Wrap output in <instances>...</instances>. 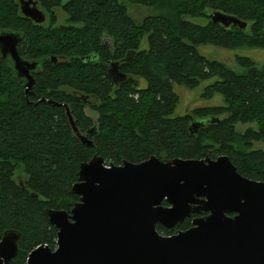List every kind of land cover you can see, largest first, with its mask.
<instances>
[{"label": "trees", "instance_id": "trees-1", "mask_svg": "<svg viewBox=\"0 0 264 264\" xmlns=\"http://www.w3.org/2000/svg\"><path fill=\"white\" fill-rule=\"evenodd\" d=\"M38 1L48 13L64 11L65 21L51 13L46 23H35L16 0H0V30L22 34L21 56L42 62L32 72L36 83L28 102L12 59L0 61V239L7 229L22 232L18 255L8 264H26L40 244L56 248L58 229L48 209L71 210L80 199L71 191L80 165L95 154L106 164L153 155L165 160L227 154L240 173L264 181V64L238 56L241 72L197 50L198 44L264 49V0ZM128 4L156 12L136 19ZM213 10L248 26L215 23ZM199 17L207 23L192 20ZM143 39L147 45L141 48ZM113 63L126 78L115 82ZM213 78L202 96L221 94L224 104L175 114L180 101L175 84L194 89ZM43 97L68 103L82 131L96 127L89 135L94 145L81 143L65 108ZM194 120L205 124L191 128ZM239 123L254 126L241 131ZM18 168L25 185L15 179ZM194 216L158 230L165 235L186 230Z\"/></svg>", "mask_w": 264, "mask_h": 264}, {"label": "water", "instance_id": "water-1", "mask_svg": "<svg viewBox=\"0 0 264 264\" xmlns=\"http://www.w3.org/2000/svg\"><path fill=\"white\" fill-rule=\"evenodd\" d=\"M27 4L22 5L26 16L45 21L42 11ZM211 18L224 26H248L221 10ZM20 40L19 33L0 30V61L12 59L30 102L36 83L32 72L42 62L23 58ZM118 69L113 63L115 82L126 78ZM44 100L64 107L74 135L81 143L94 145L89 135L96 127L82 131L68 103ZM204 124L205 120H194L191 128ZM78 175L71 191L80 199L71 210L48 209L50 222L58 229L56 248L36 246L26 264H264V181L240 173L227 154L165 160L153 155L121 164H106L95 154L81 163ZM201 211L208 213L194 218L186 230L164 235L157 228L172 229ZM21 238L17 229L3 232L0 264L18 255Z\"/></svg>", "mask_w": 264, "mask_h": 264}, {"label": "rangeland", "instance_id": "rangeland-1", "mask_svg": "<svg viewBox=\"0 0 264 264\" xmlns=\"http://www.w3.org/2000/svg\"><path fill=\"white\" fill-rule=\"evenodd\" d=\"M129 13L136 19H141L143 16L148 14H154L156 10L149 6L144 5H132L128 4ZM213 12V11H211ZM58 19L61 22L65 21L66 15L64 11L58 9ZM193 21L206 24L207 19L204 17L192 18ZM109 44L110 41L106 40ZM147 42L145 39L141 41V48L146 47ZM197 50L202 54L208 57L209 59H215L227 64L234 70L237 71H245V67L238 62V56H247L252 58L257 64H264V49L262 48H254V47H241V48H227L223 46H218L215 44H198ZM213 78L210 81H203L199 86L194 89H188L185 86L175 84L174 89L178 93L180 101L175 110V114L183 115L187 114L188 111L195 107L200 106H217L224 104V98L221 94H215L212 97H204L202 93L204 91L205 86L215 80ZM144 80H142V83ZM87 113L92 116L95 120L97 119V113L91 107L86 108ZM254 126L253 123H239L236 125L238 130L244 131L247 127ZM21 168H18L16 171V177L21 179L23 175H20ZM20 175V176H19Z\"/></svg>", "mask_w": 264, "mask_h": 264}, {"label": "flooded vegetation", "instance_id": "flooded-vegetation-1", "mask_svg": "<svg viewBox=\"0 0 264 264\" xmlns=\"http://www.w3.org/2000/svg\"><path fill=\"white\" fill-rule=\"evenodd\" d=\"M17 2H18V7L20 8V11H21V13L25 16V17H27V18H30V17H28V16H26L24 13H23V11H22V5H23V2H27V1H29L30 2V4L28 5L30 8L31 7H36L37 9H39L40 11H42L44 14H45V16H46V19H45V21H42V22H37V21H35L34 19H32V18H30L33 22H35V23H39V24H43V23H46L48 20H49V18H50V14L51 13H54L55 14V18L56 19H58V13H57V11H52V12H50V13H48V12H46L42 7H41V5L39 4V1L38 0H16ZM26 5V4H25ZM215 10H213V12H214ZM213 12H211V13H213ZM235 24H230L228 27H232V26H234ZM21 36H22V34H21ZM18 47H22V38H21V40L19 41V43H18ZM20 51V50H19ZM21 54V53H20ZM91 110H92V108H91ZM87 112V111H86ZM20 175H23V176H21L22 178L21 179H19L18 180V178L19 177H16V173H15V179L17 180V181H21V184L23 185H25V180H26V175L24 174V173H22V172H20ZM19 175V176H20ZM68 211V210H67ZM208 212H204V211H202V213H191V215H195L194 217L196 218V217H198V216H202V215H205V214H207ZM190 215V216H191ZM189 216V217H190ZM186 218H188V217H186ZM185 218V219H186ZM157 228H158V226H157ZM173 229V228H172ZM169 230H171V229H169ZM165 235V234H164Z\"/></svg>", "mask_w": 264, "mask_h": 264}, {"label": "bare ground", "instance_id": "bare-ground-1", "mask_svg": "<svg viewBox=\"0 0 264 264\" xmlns=\"http://www.w3.org/2000/svg\"><path fill=\"white\" fill-rule=\"evenodd\" d=\"M21 35V34H20ZM21 38H22V36H21Z\"/></svg>", "mask_w": 264, "mask_h": 264}]
</instances>
